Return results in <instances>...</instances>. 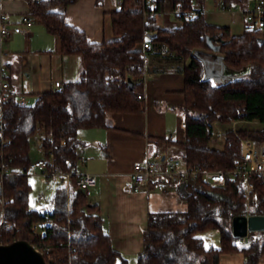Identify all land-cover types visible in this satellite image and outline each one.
Listing matches in <instances>:
<instances>
[{
    "label": "trees",
    "instance_id": "1",
    "mask_svg": "<svg viewBox=\"0 0 264 264\" xmlns=\"http://www.w3.org/2000/svg\"><path fill=\"white\" fill-rule=\"evenodd\" d=\"M26 1L28 13L59 37L61 51L81 57L82 68L78 80L38 93L34 103L0 102V203L3 201L4 218L0 242L26 240L39 247L48 264H130L114 248L99 204L88 200L75 173L69 182L58 176L49 209L30 207V138L39 135L44 157L53 153L49 170H75L82 143L79 129L109 126L110 111L143 108L144 97L139 98L137 92L143 91L140 78L146 69V51L138 47L149 40L187 60L184 101L179 108L185 138L176 142L178 156L188 166L232 168L240 161V139L263 140L264 126L256 131L229 129L224 133L225 146L217 149L209 145L212 123L257 119L264 124V26L254 28L247 23L241 35H232L229 27L207 22L206 0H172L174 17L182 24L162 27L156 17L164 11L166 0H120L111 12L118 38L96 43L67 21V7L77 0ZM245 1L220 0L230 8ZM207 37L219 45L224 66L237 76L214 81L205 75L202 58L194 50L207 47ZM251 180L254 188L249 196L244 177H227L224 186H211L200 175L178 183L186 209L148 214L137 264H217L222 253L233 252L244 253V264H259L264 229L250 230L245 241L232 229L237 215H264V181L259 176ZM37 226L43 228L42 234L36 231ZM209 228L219 230V246L207 245L198 235Z\"/></svg>",
    "mask_w": 264,
    "mask_h": 264
},
{
    "label": "crops",
    "instance_id": "2",
    "mask_svg": "<svg viewBox=\"0 0 264 264\" xmlns=\"http://www.w3.org/2000/svg\"><path fill=\"white\" fill-rule=\"evenodd\" d=\"M119 1L77 0L67 7V21L84 31L92 42L116 39L118 36L113 32L111 12L118 8ZM171 1L170 6L156 17L158 26L182 24L181 19L174 17L176 12ZM255 2L246 0L241 5L223 9L220 0H206L204 15L208 23L227 26L232 35H241L247 24L243 11ZM28 10L26 0H0V13L8 15L10 26L21 24L22 17L29 14ZM0 46L5 52V73L15 93L37 95L61 88L80 77L81 57L63 53L59 37L47 31L38 18L24 25L23 32L1 40ZM194 52L201 56L205 75L212 80L223 81L236 75L224 66L219 49L197 47ZM145 55L146 69L140 78L145 94L143 108L137 112L110 111L107 113L109 126L79 129L82 143L78 150L86 161L79 162L76 168L78 172L88 171L98 175V183L85 193L90 202L99 204L104 227L111 236L114 248L130 264L132 261L137 264L138 254L143 248V230L147 227L148 214L165 210L182 211L187 207L177 184L169 185L166 190L146 186L134 191L131 186L130 175L137 161L160 150L178 156L180 149L176 142L185 138L183 115L179 108L184 101L183 67L187 60L162 43H153V48ZM253 124L257 128L264 126L254 119L238 120L234 127L236 130L237 126L249 129V125ZM223 126L229 128L233 125L224 123ZM209 145H216L218 149L224 147L220 141L209 142ZM64 179L66 182L70 180ZM0 206L3 210V201ZM2 218L3 212L0 221ZM244 263V253L233 252L222 253L217 264ZM259 264H264V253L259 258Z\"/></svg>",
    "mask_w": 264,
    "mask_h": 264
},
{
    "label": "built area",
    "instance_id": "3",
    "mask_svg": "<svg viewBox=\"0 0 264 264\" xmlns=\"http://www.w3.org/2000/svg\"><path fill=\"white\" fill-rule=\"evenodd\" d=\"M221 7L223 9H230V7L224 4H221ZM243 13L245 21L250 23L254 28L264 26V0H256L254 5L244 10ZM35 19V17L26 14L22 17L21 24L10 26L8 15L6 13H0V41L15 33L23 32L24 25H29ZM140 45L146 52L153 48V43L149 40L142 41ZM4 55L5 52L0 46V102L2 103L9 99H13L20 105H27L30 103L29 96L15 93L10 88V83L5 73ZM137 96L142 98L145 94L142 91H138ZM237 122L238 120L231 119L228 124H232L233 126L226 128L223 126L224 123L217 120L214 121L212 123L214 132L211 135L210 144L212 142H224V133L229 129L236 130L234 126ZM215 146L213 145V147ZM239 156L240 161L232 168L226 170L202 169L199 166H188L182 157L163 150L155 151L134 164L130 175L131 186L134 191H139L146 186L152 189L166 190L169 185L178 184L196 178L199 175L211 186H224L227 177H244L247 180L246 192L248 193L254 188V183L251 180L252 177L259 176L264 181V139L258 140L252 137L241 138ZM53 157V153L51 152L48 157L33 160L30 169L39 167L48 177L64 176L66 179H70L71 175L75 173L77 184L86 192L98 183V175L92 172H78L77 169L68 172H63L59 169L49 170L48 165L53 160ZM85 161L86 157L81 155L79 157V162L83 163ZM246 215H249V213H246ZM2 223H4V218L0 221V225ZM246 236H242L241 240L245 241ZM35 248L41 251L39 247ZM46 250L49 251L50 248L47 247Z\"/></svg>",
    "mask_w": 264,
    "mask_h": 264
},
{
    "label": "rangeland",
    "instance_id": "4",
    "mask_svg": "<svg viewBox=\"0 0 264 264\" xmlns=\"http://www.w3.org/2000/svg\"><path fill=\"white\" fill-rule=\"evenodd\" d=\"M168 3V5L166 4ZM172 3V1H171ZM195 4V7H198V5ZM170 6V0H166L165 1V7ZM164 7V8H165ZM172 7H173V3H172ZM163 18V17H161ZM237 75H234L233 77L230 78H234ZM229 79V78H228ZM227 80V79H226ZM30 98V103H34L36 100V96L32 95L29 96ZM259 121V120H258ZM225 124L227 125L228 122ZM241 125V124H240ZM261 125V124H258ZM242 127V126H241ZM247 128H239V126H237V130L241 129V130H260L262 128H257L256 126H251L249 125ZM39 135L35 134L30 138L31 141V158L33 160H35V158L37 159V157L43 155V151L40 145V139L38 138ZM225 137V135H224ZM225 141L226 138L224 140L223 145L225 146ZM217 145V144H216ZM217 149L218 147L215 146ZM173 155L176 153H172ZM177 155V154H176ZM81 165V164H79ZM29 181L30 184L32 186V190L30 192V196H29V205L31 208H36V209H49L51 207V199L53 197V195L55 194L56 188L59 185V181L60 178L58 176H46V174H44L39 167H35V168H31L29 171ZM246 195L249 196L250 192H246ZM2 212L3 210L1 209L0 206V219L2 217ZM249 213V212H247ZM250 214V213H249ZM36 231L39 234L43 233V228L41 226H37ZM199 236L203 237L206 241L207 245H214V246H219V241H220V234H219V230L216 228H209L207 230L201 231L198 233ZM131 264H136V261H132Z\"/></svg>",
    "mask_w": 264,
    "mask_h": 264
},
{
    "label": "water",
    "instance_id": "5",
    "mask_svg": "<svg viewBox=\"0 0 264 264\" xmlns=\"http://www.w3.org/2000/svg\"><path fill=\"white\" fill-rule=\"evenodd\" d=\"M208 46L219 49L211 37H207ZM130 87L133 80L129 78ZM233 233L237 236H246L250 230L264 229V215L243 214L232 220ZM0 264H48L43 253L26 240L18 239L10 243H0Z\"/></svg>",
    "mask_w": 264,
    "mask_h": 264
}]
</instances>
